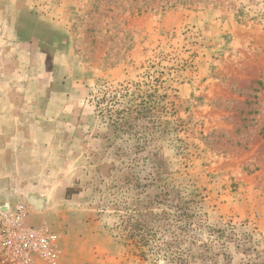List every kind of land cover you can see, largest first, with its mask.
<instances>
[{"label":"rangeland","instance_id":"374dc122","mask_svg":"<svg viewBox=\"0 0 264 264\" xmlns=\"http://www.w3.org/2000/svg\"><path fill=\"white\" fill-rule=\"evenodd\" d=\"M11 36L54 57L55 90L72 95L57 119L77 111L56 129L61 174L45 177L43 209L19 205L26 228L54 237L32 264H181L168 226L144 244L125 226L138 210L173 213L157 201L184 187L206 224L264 239V0H0V55ZM155 78L175 113L142 148L103 100ZM198 235L185 264H243L235 243ZM0 264L20 263L0 247Z\"/></svg>","mask_w":264,"mask_h":264},{"label":"crops","instance_id":"0c3cea01","mask_svg":"<svg viewBox=\"0 0 264 264\" xmlns=\"http://www.w3.org/2000/svg\"><path fill=\"white\" fill-rule=\"evenodd\" d=\"M14 38L0 55V208L47 196L45 177L61 174L56 159L61 158L57 145L63 141L56 129L77 122V111L70 106L64 110L65 119H57V101L64 96L71 103L72 95L55 90L54 57L42 44L41 54H34L30 40Z\"/></svg>","mask_w":264,"mask_h":264},{"label":"trees","instance_id":"16d2710c","mask_svg":"<svg viewBox=\"0 0 264 264\" xmlns=\"http://www.w3.org/2000/svg\"><path fill=\"white\" fill-rule=\"evenodd\" d=\"M158 83H160V79L155 78L126 86L111 95L109 100H103L107 102L108 112L112 114L114 110L116 113V118L113 119V115H111L110 119L111 125L115 129L118 128L123 133L134 135L139 142L147 139L143 145L140 144L142 148L159 138L158 134L162 132L164 125L163 118L173 116L175 113L174 102L166 93H160ZM70 190H67V198L70 196ZM73 193L77 194L79 191L76 190ZM169 195L170 192L166 193L164 199L157 202L160 205H166L168 209H173V213L165 210L162 214L155 213L153 215L138 210L137 222L133 223L129 220L125 226L129 232L127 236L135 239L138 234H141L139 235L142 237L141 244H144L142 243L144 241L142 233L146 229L153 231L154 235H158L160 226H168L166 232L173 235L175 247L179 250L177 258L182 261L181 264H185L187 257L191 254V247L196 245L198 232H200V235L207 237V241H210L211 244L221 242L223 247H227L229 244L235 243L237 249L243 254V264H264V239L258 240L249 233L241 235L238 232V227L232 223L227 224L224 228L206 224L200 213L201 208L196 200L197 195L187 187L178 189L175 199ZM149 215L153 217L151 223L158 224L156 229L151 228V223L146 220ZM171 217L172 219H170ZM132 218L134 217L131 216L130 219ZM132 227L136 228L132 229ZM187 241H194V243L191 242L190 246L182 249L181 243Z\"/></svg>","mask_w":264,"mask_h":264},{"label":"built area","instance_id":"2783aa9c","mask_svg":"<svg viewBox=\"0 0 264 264\" xmlns=\"http://www.w3.org/2000/svg\"><path fill=\"white\" fill-rule=\"evenodd\" d=\"M26 212L22 206L3 213L0 209V247L20 264H32L34 255H49L53 252L54 237L26 228Z\"/></svg>","mask_w":264,"mask_h":264},{"label":"water","instance_id":"95a60500","mask_svg":"<svg viewBox=\"0 0 264 264\" xmlns=\"http://www.w3.org/2000/svg\"><path fill=\"white\" fill-rule=\"evenodd\" d=\"M29 203L32 207L35 208L36 211H40L44 207V200L43 199H37L35 197H32L29 199ZM3 211L7 212L8 208L7 207L3 208Z\"/></svg>","mask_w":264,"mask_h":264}]
</instances>
